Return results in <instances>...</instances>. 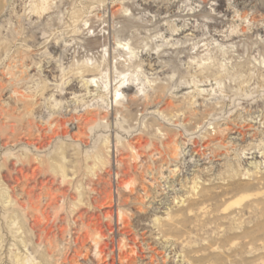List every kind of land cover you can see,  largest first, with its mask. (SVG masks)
Listing matches in <instances>:
<instances>
[{
	"label": "rangeland",
	"instance_id": "374dc122",
	"mask_svg": "<svg viewBox=\"0 0 264 264\" xmlns=\"http://www.w3.org/2000/svg\"><path fill=\"white\" fill-rule=\"evenodd\" d=\"M0 81L1 137L26 120L35 133L54 119L103 129L41 151L22 133L0 145V264H264V193L224 214L198 198L222 191L229 169L236 182L264 175V0H0ZM108 137L111 168L94 176L13 169L64 148L84 161ZM115 141H139L136 167H116Z\"/></svg>",
	"mask_w": 264,
	"mask_h": 264
},
{
	"label": "bare ground",
	"instance_id": "6f19581e",
	"mask_svg": "<svg viewBox=\"0 0 264 264\" xmlns=\"http://www.w3.org/2000/svg\"><path fill=\"white\" fill-rule=\"evenodd\" d=\"M41 5H42V3H41ZM34 8L32 10L33 13L36 12L35 11L36 9H34ZM42 9L43 8L41 6L40 10H42ZM36 13H38V11ZM50 47H53V44H51ZM95 84H96L95 81H92V82L86 81V83H85V85L87 87L89 86L90 88L93 87V86H95ZM2 85H4V84H2L1 81H0V86H2ZM176 86L177 87L178 86H183V83H181V82L180 83H177ZM132 89H134V84L133 83H131V84L129 83L125 87V90H128V91L129 90H132ZM1 91L4 92L5 89L2 88ZM161 94H164V90H163V88L159 87L158 90L156 91V94L153 95L154 97H151V98L147 99V101H148L147 104L154 103L158 98L161 97ZM113 96H114L113 97V101L116 102L115 103V107H116V106H118V104H117L118 103V100L116 99V93ZM129 103L137 104L138 103V100L136 98L131 97L129 99ZM132 104L130 106H132ZM30 105H31V102L29 100H21V102H20V104H19L18 107L19 108L22 107L24 109H28V107H30ZM135 106H137V105H135ZM16 108L17 107L10 108V109L11 110L12 109H15L16 110ZM129 111L130 112L132 111L131 108H130ZM96 112H97V110H96ZM90 114H91V112H90ZM6 117H10V114L7 111H4L3 109H0V118H6ZM52 123H55V126L52 129L48 130L49 131L48 133H47V131L46 132L45 131L43 132L44 129L42 130L40 128V126H38V128H37L38 130L36 129L37 132H39V133H35V131H33V127H34L35 124L32 123L30 120H26L27 127L25 128L26 129V132L25 133H22V131L20 129L21 126L24 127V125L21 124L20 127L14 125L13 127H11V129H10V131H9L8 134H6L4 137H1L0 136V145L1 144H4V142L7 143V145H8V144H10V143H12L14 141H17V139L19 138V135L22 133L23 136L26 137V139H29V140L31 139L30 141H28V140L26 141V143L28 145L30 144V145L34 146L35 149H36V151H41V150H43L45 148V146L47 144V141L46 140L47 139H50L51 137L61 136V135H62V137L63 136H65V137L68 136L67 138H69V139L71 138L72 140H74V142L77 141V140H80L81 143H84L86 141L85 140L86 138H90L89 136L92 137V136H94L95 133L103 130V129H101L102 127H99L98 125L97 126L94 125L93 127L89 128L88 130L87 129L84 130L83 127L81 126L79 120H77V122H76L77 130L76 131H73V132H71V130H69V128L67 126V123L68 124H73L74 123L72 120L60 119V120H56L55 121V119H54L52 121H49V125L48 126H50ZM107 127L108 128L111 127L110 122H109V125ZM107 127H105V126L103 127L104 128V131H108L109 130V129H107ZM109 137L103 143V145H101L95 151H93V154L92 155H89L86 158L84 157L85 158L84 161H80L79 159L76 160V162H74V161H66V157H68V156L65 155L66 152H65V148H64V149H61V151H59V153H55L56 155L52 156L51 159H50V162L48 161V163L45 164V166L38 165V166H35V167L33 166L32 167V164H33L32 161L33 160H37L39 162L40 161V158H38L36 156L34 157V156H32V154H28V155L25 154L26 155L25 157H20L18 159V161H19L18 162L19 163L18 167H15L13 169L16 170V171H18V173L19 172L20 173H24V172L26 173L30 169L40 170V171H44L45 169H48L50 171H54V172L60 173L61 175L62 174L63 175L66 174V172L69 171V170H73L74 172H76L77 170L82 169L83 171H87L88 174L94 176V173H96L98 171H102V170H107L108 167H110V164H111V156H110L109 150H110V147H111V145H110L111 139ZM169 138H170V136H168L166 140H163L162 141V145L164 147L167 146V142H168L167 140ZM138 142L137 141L136 142H128L127 145L126 144L123 145V143L120 144V145H118L119 141H115L114 146L116 148V152L118 153V156L116 157V160H115L116 161V167H118L119 169L125 168L126 166L132 167V168L136 167V165L138 163L137 162L138 161V157H140V155H141V152H139V150L142 149V147H143ZM136 143H138V144H136ZM196 144L197 143L194 142V145H196ZM70 146H71V144H70ZM70 146H68V148ZM150 147L154 151L161 152V150L157 147L156 144H152V145H150ZM128 148H129V151L130 152L128 151ZM212 153H213L214 156L216 154H218L215 150H213ZM75 159H77V157ZM81 159H82V157H81ZM10 169H12V168H10ZM30 171H32V170H30ZM247 172H250V169H248ZM40 173H42V172H40ZM235 173L236 172H233V168L228 170V175L226 177H228L231 180H229L230 182L227 183L226 187L223 188L222 191L212 192V191H209V190H205L204 188H201V190L198 191L199 192L198 193L199 194L198 195L199 196L198 198H199L200 204L207 203L208 201L215 202V203H221L220 206L223 204V214H224L225 212H227L228 209H230V208H232L234 206H237L238 207L240 205V203L244 199H250V198L256 197V195H258L260 193H264V190H263L264 189V175L259 176L256 179V182H248V181H246V182H236V181H234V179L236 177L235 176L236 175ZM88 174L86 173V175H88ZM256 174H257V172H256ZM95 175L98 176V177H97L96 180H94V182L97 181L96 183L99 186L101 184V179H100L101 177H99V175H97V174H95ZM223 179H224V177H223ZM103 183L108 184L107 182H103ZM193 183H194V185L192 186V189H193L192 192H195V189L198 186H197V183L195 181ZM124 185H126V187L127 186H129V187L131 186L129 181L126 182V184L124 183ZM90 190H92V189H90ZM130 190H132V189L130 188ZM103 192H106V189ZM94 193H96V195L98 197H100V198L104 194V193L101 192V187H100V189H99V187L94 188L93 189V194ZM198 198H196V199L198 200ZM166 216H167V219H169V217H170L169 216V213L166 214ZM225 218H228V217H225ZM228 222H230V224H232V222L234 223V221H232L230 219H228ZM14 224H15V222H14ZM173 226L175 227L176 225L173 224ZM95 234H96L95 244L98 243L97 244V257H98V256H101L103 253H105L104 252L105 250L104 249L102 250L100 248V243L102 242V238H106V237H105V234H102L101 232H96ZM112 241H113V239L110 238V242H112ZM117 245H118V248H119V243ZM74 251H76V250L74 249ZM15 258H16V261H19L18 264H24V261H22V259H19L17 255H15ZM110 258H112V256H110Z\"/></svg>",
	"mask_w": 264,
	"mask_h": 264
}]
</instances>
